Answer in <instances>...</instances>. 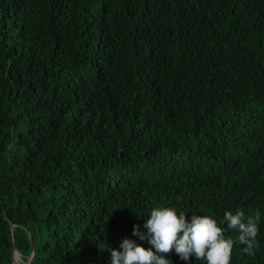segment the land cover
Segmentation results:
<instances>
[{
    "label": "trees",
    "instance_id": "trees-1",
    "mask_svg": "<svg viewBox=\"0 0 264 264\" xmlns=\"http://www.w3.org/2000/svg\"><path fill=\"white\" fill-rule=\"evenodd\" d=\"M161 206L258 214L264 264V0H0V264H111Z\"/></svg>",
    "mask_w": 264,
    "mask_h": 264
},
{
    "label": "clouds",
    "instance_id": "clouds-1",
    "mask_svg": "<svg viewBox=\"0 0 264 264\" xmlns=\"http://www.w3.org/2000/svg\"><path fill=\"white\" fill-rule=\"evenodd\" d=\"M139 216V215H138ZM257 214L245 218L242 209L227 211L223 221L227 229L237 233L235 239L225 236V229L209 215L178 212L169 206L154 207L144 221V229L133 226V235L147 240L151 247H144L135 241L124 238L122 250L111 249V264H169L166 254L173 249L183 261L191 257L204 264H231L232 249L237 243L243 245V252L255 255L258 248Z\"/></svg>",
    "mask_w": 264,
    "mask_h": 264
},
{
    "label": "water",
    "instance_id": "water-1",
    "mask_svg": "<svg viewBox=\"0 0 264 264\" xmlns=\"http://www.w3.org/2000/svg\"><path fill=\"white\" fill-rule=\"evenodd\" d=\"M15 256H18V254L16 253V251H12V261L14 260ZM33 257V252H31L30 256L28 257L27 261L25 262V264H27L29 261H31Z\"/></svg>",
    "mask_w": 264,
    "mask_h": 264
},
{
    "label": "rangeland",
    "instance_id": "rangeland-1",
    "mask_svg": "<svg viewBox=\"0 0 264 264\" xmlns=\"http://www.w3.org/2000/svg\"><path fill=\"white\" fill-rule=\"evenodd\" d=\"M17 260H18V256H15V258H14L13 262H14L15 264H17V263H16V262H17Z\"/></svg>",
    "mask_w": 264,
    "mask_h": 264
}]
</instances>
